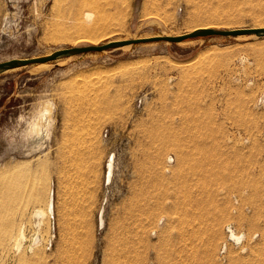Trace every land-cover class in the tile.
I'll return each instance as SVG.
<instances>
[{"label": "rangeland", "instance_id": "374dc122", "mask_svg": "<svg viewBox=\"0 0 264 264\" xmlns=\"http://www.w3.org/2000/svg\"><path fill=\"white\" fill-rule=\"evenodd\" d=\"M86 11L94 45L264 27V0H0V63L92 45ZM123 47L0 71V264H264V36Z\"/></svg>", "mask_w": 264, "mask_h": 264}, {"label": "water", "instance_id": "95a60500", "mask_svg": "<svg viewBox=\"0 0 264 264\" xmlns=\"http://www.w3.org/2000/svg\"><path fill=\"white\" fill-rule=\"evenodd\" d=\"M254 34L257 36H264V27L261 28H240V29H232V30H220L213 28H205V29H197L195 31L175 36H158V37H148V38H138V39H130L124 41H111L102 45H86V46H75L69 48H63L52 52L49 55L35 57L30 59H13L10 61H6L0 63V71L26 66L29 64H42L46 62L53 61L57 58L64 56L77 55L81 53L87 52H99L104 50L115 49L131 44H139V43H148V42H157V41H167V42H181L186 39L196 38V37H205V36H237V35H248Z\"/></svg>", "mask_w": 264, "mask_h": 264}, {"label": "bare ground", "instance_id": "6f19581e", "mask_svg": "<svg viewBox=\"0 0 264 264\" xmlns=\"http://www.w3.org/2000/svg\"><path fill=\"white\" fill-rule=\"evenodd\" d=\"M81 16L83 17V23L81 25L82 27L80 25L79 26H80V29L82 28V30L84 31V33L82 32L84 35H82L83 39L81 38V40L82 41H87V42L91 43L92 45H94V42H95L96 39H95V37H94V35L92 33H89L92 30V27L86 25V24H88V22L90 20L91 14H90V12L88 13L86 11L83 14H81ZM211 25H209V23H207V24L206 23L205 24L202 23V25L199 24V26L196 27V30L197 29H205V28L206 29L207 28H214L213 27L214 25H212V26ZM262 25H264V24H262ZM43 65H44L43 63L42 64H38V66H40V67L43 66ZM260 100H264V94H261ZM108 162H109L108 165H107L108 171H107V173L104 174V181L106 179V181L109 182V179H110V176H111L112 160L110 159V161H108ZM51 213H52V198H51V195H50V192H49L48 195H47L45 208L39 207V208H36L32 212V224H33V227H34V232H33V235H32L33 237L31 238L29 249L33 250L35 247L39 246L40 241H41V239L39 237V230H40V228H41V226L43 224V221H44L45 217L47 215L51 214ZM99 218H100V224H101V221H102L101 212L99 214ZM160 224H161V220L159 221V225ZM228 235L231 237V239L234 242H237V243H239L242 240V238H243V235L241 233H237V232L233 231V229H231L230 227H229V230H228ZM22 239H23V233L19 230L18 233H17L16 240L14 241L15 242L14 245H15L16 249L20 246V243H21Z\"/></svg>", "mask_w": 264, "mask_h": 264}]
</instances>
